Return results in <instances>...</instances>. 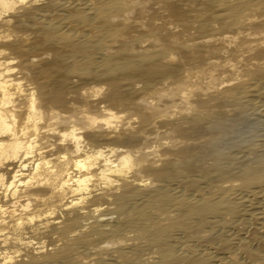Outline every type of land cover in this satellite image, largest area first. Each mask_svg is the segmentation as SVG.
Segmentation results:
<instances>
[{
    "label": "bare ground",
    "instance_id": "obj_1",
    "mask_svg": "<svg viewBox=\"0 0 264 264\" xmlns=\"http://www.w3.org/2000/svg\"><path fill=\"white\" fill-rule=\"evenodd\" d=\"M236 106L264 117V0H0V264H264Z\"/></svg>",
    "mask_w": 264,
    "mask_h": 264
},
{
    "label": "rangeland",
    "instance_id": "obj_2",
    "mask_svg": "<svg viewBox=\"0 0 264 264\" xmlns=\"http://www.w3.org/2000/svg\"><path fill=\"white\" fill-rule=\"evenodd\" d=\"M231 115L229 117H234L237 114H243L245 118H241L240 122H237V125L231 126V130L229 126L225 127L226 133L222 134L223 140L219 143V148H232L237 158H245L248 152V144L257 143L261 138L264 137V117L258 115L259 113L253 109H249L247 112V108H242L239 106L232 107ZM252 111V112H251ZM247 117V118H246ZM245 121H243V120ZM262 121V122H261ZM239 125V126H238ZM238 126V127H237ZM233 127V128H232ZM229 129V132L227 131ZM228 133V134H227ZM226 134V135H225ZM262 140V139H261ZM223 143V144H222ZM223 145V146H221ZM226 145V146H225ZM221 146V147H220ZM247 147V148H246ZM221 148V149H224Z\"/></svg>",
    "mask_w": 264,
    "mask_h": 264
}]
</instances>
